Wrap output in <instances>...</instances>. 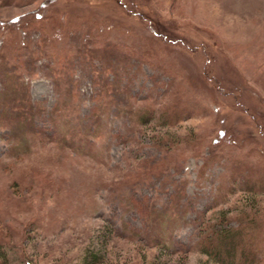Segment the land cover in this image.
Returning a JSON list of instances; mask_svg holds the SVG:
<instances>
[{"label": "rangeland", "instance_id": "1", "mask_svg": "<svg viewBox=\"0 0 264 264\" xmlns=\"http://www.w3.org/2000/svg\"><path fill=\"white\" fill-rule=\"evenodd\" d=\"M101 41L133 52L142 65L129 98L132 109L123 103L125 111L107 110L108 94H97L91 67L82 62V46L98 48ZM35 57L31 73L24 66ZM3 61L22 66L17 74L35 103L61 109L63 134L65 122L84 129L96 107L102 127L89 139L93 143L73 130V147L39 137L12 139L0 126V264H82L90 252L99 254L100 264H217L193 247L192 224L174 228L169 252L143 239L146 222L128 201L167 204L176 181L188 182V195L201 197L189 218L204 209L208 220L220 210L236 218L248 211L264 230V193H218L215 187L230 165L264 170V0H0ZM167 68L170 74L163 72ZM153 75L164 83L158 89L171 79L173 92L174 85L182 88L193 116L175 126L139 118L138 110L156 99L147 92ZM106 77L112 80L110 73ZM125 124L134 129L128 140ZM220 129L226 135L204 179V158L193 149L207 154ZM164 138L183 148L181 157L156 146ZM195 138L199 145L188 142ZM161 157L175 168L141 182ZM213 197L223 202L210 208Z\"/></svg>", "mask_w": 264, "mask_h": 264}, {"label": "trees", "instance_id": "2", "mask_svg": "<svg viewBox=\"0 0 264 264\" xmlns=\"http://www.w3.org/2000/svg\"><path fill=\"white\" fill-rule=\"evenodd\" d=\"M7 2L12 3L13 0H7ZM101 42L102 46L98 48L82 46V48L84 47L82 54L86 59L82 62L87 61L88 64H85L91 67L89 72L95 85L99 86L97 94L99 96L106 95L105 93L108 94L106 109L115 107V111L117 110L116 112H118L121 107L123 109V103H125V108L130 107L132 109L133 105L130 104L129 98L132 95V85L139 78L138 75L143 73L142 65L139 61L132 58L133 52H131L132 55H129L118 48L116 43ZM42 51L44 52V50ZM147 51L153 57V52ZM88 56L90 59L99 60L97 65L90 60L88 62ZM38 57L30 58L24 68L32 73L35 70L34 63ZM12 67L5 65L4 61L0 65V126L9 129L8 135L10 138L19 137L20 141H25L27 136L39 137V139L44 141L75 147L77 146L76 141L70 134L73 130H76L78 134L81 133V140L93 143L89 139L91 136H95L98 129L102 127L101 109L99 107L94 108L86 116L87 123L84 129L81 126L82 123L71 126L66 122L62 123L65 126V129H63L65 133L63 134L58 128L59 121L57 120L62 116L61 109L55 105L51 110H47L45 106L35 103L30 97L28 84L21 80L20 73L17 74V71L22 66L13 65ZM169 71L167 68V71L163 72L170 74ZM97 73L99 76H94ZM107 73L112 75V80L106 77ZM171 75L173 77L176 73ZM151 78L155 84L148 88L147 92H151L156 99L154 101L147 100L148 104L146 103V108L144 107L146 110H138L137 114L140 119L148 122L151 118L158 117L162 119L164 124L175 126L193 116L192 104H190L189 99L183 96L182 88H180V92L174 85L176 93L173 92L174 82L171 79V81L166 82L167 88L163 87V90L160 88L159 90L158 86L161 87L164 83L159 81L158 75H153ZM136 95L138 96L139 94L137 93ZM125 110L127 109H123V111ZM7 120L9 124L6 123ZM42 121H47L52 127L45 128L39 125L38 123ZM125 129L128 140V136H131L134 129L132 125L127 124H125ZM225 135L226 131L220 129L218 136L213 139V148L207 154H204L202 150L194 146V155L204 158L200 171V176L204 179H207V177L205 178V173L211 170L215 159L219 155L220 146H218V143H221V139L225 138ZM186 142L183 141V144ZM188 142L199 145L201 139L195 138L193 142ZM155 144L160 149L166 147V151L172 152L176 158L181 157L185 152L181 146H178L179 144L165 138L159 139ZM174 166L175 163L166 158L161 157V162L152 160L141 182L149 183L160 172H168ZM222 177L224 178L223 181L215 186L218 193H221L222 190L234 191L236 188L249 194L264 193V170L258 169L253 164L240 162L230 165L228 172L226 171V174H222ZM168 179H166L167 182H170ZM187 183L186 181L172 183L173 193L170 195V200L167 204L157 206L159 204L158 201L151 202L147 198L141 201L138 199H130L128 201L129 205L138 210L141 218L146 222V227L142 230V233L143 239L146 240L147 244L169 252L166 248L171 249L169 246L173 245L172 241L170 242L168 239L171 238V232L181 222L184 224L188 223L195 228L193 247L198 248L199 251L217 264H264V230L260 226V222L256 221L255 217H251L248 211L236 218L229 216L224 210H220L217 213V219L208 220L207 209H204L195 218H189L190 209L195 207L196 200L201 197L189 196L186 188ZM166 184L164 181L160 186L161 189L165 188ZM216 197L208 201L210 208H215L223 202L220 201V197L218 198L219 200ZM132 232L137 233L135 230H132ZM100 263L101 258L96 252H90L82 261V264ZM149 264L155 263L151 262Z\"/></svg>", "mask_w": 264, "mask_h": 264}]
</instances>
